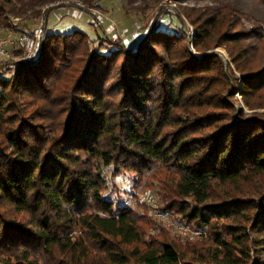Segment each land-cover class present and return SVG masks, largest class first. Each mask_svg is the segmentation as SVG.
<instances>
[{
	"label": "trees",
	"instance_id": "16d2710c",
	"mask_svg": "<svg viewBox=\"0 0 264 264\" xmlns=\"http://www.w3.org/2000/svg\"><path fill=\"white\" fill-rule=\"evenodd\" d=\"M60 1L0 0V26ZM249 1L188 8L196 53L180 16L133 50L44 23L36 56L0 67L1 264H264V117L234 99L264 107V0ZM108 167L136 185L157 170L159 197L207 244L186 258L145 239Z\"/></svg>",
	"mask_w": 264,
	"mask_h": 264
},
{
	"label": "rangeland",
	"instance_id": "374dc122",
	"mask_svg": "<svg viewBox=\"0 0 264 264\" xmlns=\"http://www.w3.org/2000/svg\"><path fill=\"white\" fill-rule=\"evenodd\" d=\"M72 1L73 4L66 1L48 3L43 6L39 15L33 12L39 6L27 9L17 16L10 15L7 25L0 26V32L9 30L8 32L12 31L15 34L40 33L38 44L41 47V35L45 23V27L54 33L69 32L73 29L82 30L89 35L91 46L96 45L99 37L106 35L118 39L133 50L136 49L139 40L153 20L159 17L160 28L177 31L181 25L177 16H180L186 25L190 49L196 53L192 46L193 25L185 13L188 8L235 3L241 4L248 10L254 9L253 3L249 0H94L93 4L96 8L88 10L85 8L88 7L85 0ZM57 3L61 5L54 6L45 14L42 13L44 8L52 7ZM110 48L113 49L112 46ZM100 50L107 52L106 47ZM210 51L216 52L224 60L229 59L223 46L215 47ZM14 53L20 54V51L15 49ZM4 62L7 61H0V67L3 69L2 72L6 73L4 76H7L13 70L14 61H11L8 66ZM235 74H237L236 71ZM234 99H236V106L243 108L248 115L257 113L264 117V107L248 109L239 91L234 94ZM109 172L110 167L105 168L108 186L114 184L116 187V192L112 196L119 198L120 201L134 209L140 220L145 239H157L153 241L155 243L171 241L181 253H185L186 258L191 257L192 248L199 249L201 245L207 244L204 229L190 226L189 223L185 225L176 212L177 210L168 201L165 202L159 197L161 184L157 181V170L152 169L146 172L142 182L138 185L135 184V175L132 173L126 172L111 180ZM165 208L172 211L171 215L164 212Z\"/></svg>",
	"mask_w": 264,
	"mask_h": 264
},
{
	"label": "built area",
	"instance_id": "2783aa9c",
	"mask_svg": "<svg viewBox=\"0 0 264 264\" xmlns=\"http://www.w3.org/2000/svg\"><path fill=\"white\" fill-rule=\"evenodd\" d=\"M8 31L0 32V61L30 60L36 56L39 51L38 35L40 33L15 34ZM15 49L19 50L20 54H15Z\"/></svg>",
	"mask_w": 264,
	"mask_h": 264
}]
</instances>
